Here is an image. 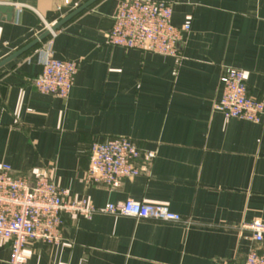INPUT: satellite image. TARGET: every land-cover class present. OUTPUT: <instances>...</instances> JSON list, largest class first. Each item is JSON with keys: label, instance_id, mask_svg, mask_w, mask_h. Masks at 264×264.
Instances as JSON below:
<instances>
[{"label": "crops", "instance_id": "obj_1", "mask_svg": "<svg viewBox=\"0 0 264 264\" xmlns=\"http://www.w3.org/2000/svg\"><path fill=\"white\" fill-rule=\"evenodd\" d=\"M87 1L0 0V63L49 33L0 66V172L49 177L96 207L161 205L182 222L66 216L62 242L26 244L25 264H242L253 245L245 226L264 225V117L227 120L213 105L223 68L243 71L264 102V0H154L172 6L175 28L190 21L176 58L106 44L119 0L45 29ZM47 48L77 65L65 100L32 86ZM113 138L155 159L117 190L86 185L91 145ZM10 251L0 241V264Z\"/></svg>", "mask_w": 264, "mask_h": 264}, {"label": "built area", "instance_id": "obj_2", "mask_svg": "<svg viewBox=\"0 0 264 264\" xmlns=\"http://www.w3.org/2000/svg\"><path fill=\"white\" fill-rule=\"evenodd\" d=\"M68 5V2H65ZM172 6L154 0H119L106 35V44L124 50H138L169 58L178 56L183 34L190 31V21L180 28L172 25ZM45 29L51 33L49 25ZM40 74L31 83L42 94L67 99L77 74L72 61L57 60L49 48L39 60ZM220 98L213 108L227 120L259 124L264 117V102L248 95L244 72L223 68L219 77ZM155 152L144 150L124 138L94 142L90 148L86 185L103 186L113 191L125 179L146 172ZM105 214L162 223H180V216L161 205L126 200L96 207L86 199H70L67 191L57 187L46 176L30 180L0 172V241L10 243L8 264H25L26 244L62 242L64 217L88 220ZM252 247L242 264H264V225L245 226Z\"/></svg>", "mask_w": 264, "mask_h": 264}, {"label": "water", "instance_id": "obj_3", "mask_svg": "<svg viewBox=\"0 0 264 264\" xmlns=\"http://www.w3.org/2000/svg\"><path fill=\"white\" fill-rule=\"evenodd\" d=\"M97 1L98 0H89V1H87L81 7L77 8L76 10H74L73 12H71L70 14H68L65 18H63L62 20H60L53 28H51V32H55L56 30H58L62 25H64L68 21H70L72 18H74L75 16H77L78 14H80L81 12H83L84 10H86L89 6H91L93 3L97 2ZM3 11H4V8H0V12H3ZM48 35H49L48 32L44 33L37 40H35L32 43L28 44L27 46H25L24 48H22L21 50H19L15 54H13L8 59L2 61L0 63V66L4 65L5 63H7V62H9L11 60H15L19 56L23 55L28 50H30L31 48H33L34 46H36L39 42L43 41Z\"/></svg>", "mask_w": 264, "mask_h": 264}]
</instances>
